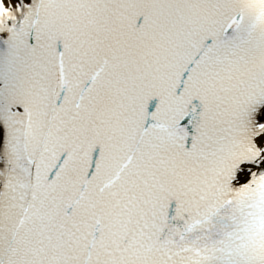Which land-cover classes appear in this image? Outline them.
<instances>
[{"label":"snow or ice","instance_id":"6c2138e0","mask_svg":"<svg viewBox=\"0 0 264 264\" xmlns=\"http://www.w3.org/2000/svg\"><path fill=\"white\" fill-rule=\"evenodd\" d=\"M0 264H264V0H0Z\"/></svg>","mask_w":264,"mask_h":264}]
</instances>
